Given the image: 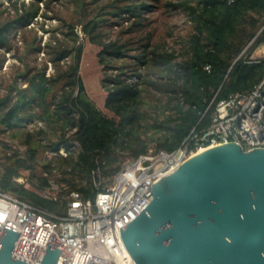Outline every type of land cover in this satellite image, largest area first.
I'll list each match as a JSON object with an SVG mask.
<instances>
[{
    "label": "trees",
    "instance_id": "1",
    "mask_svg": "<svg viewBox=\"0 0 264 264\" xmlns=\"http://www.w3.org/2000/svg\"><path fill=\"white\" fill-rule=\"evenodd\" d=\"M25 1L14 9L13 17L0 23V47H9L12 32L29 26L38 15L43 0ZM154 1L119 0L117 13L110 2L86 11L75 0L82 37L99 49L96 58L106 93L103 108L111 116L86 96L79 72L83 43L75 25L63 22L64 32L55 30L61 31L63 38L52 36L44 48L34 43L26 46V53L42 52L53 73L46 76L44 70L31 73L26 68L16 74L0 98V133L6 129L17 133L26 125L41 123L57 137L43 143L26 133L23 153L8 148L12 154L0 158L1 193L46 213L62 215L65 198L71 192L78 193L83 201H93L99 190L112 183L126 157L147 154L150 143L156 152L176 151L190 135L208 126L217 102L231 94L249 92L264 77V59H252L264 41V0H178L169 6L182 9L190 23L182 50L176 54L147 43L142 53L134 56L143 68L158 69L159 78L146 83L167 98L162 104L163 117L145 124L140 88L143 77L136 70L128 74L124 66H115L128 57L129 44L110 39L104 27L105 15L121 20L127 15L134 21L123 33L139 30L144 16L154 9ZM105 7L110 10L104 11ZM110 70L116 72L107 74ZM17 78L24 87L17 84ZM150 131L151 140L145 137ZM43 132L41 128L36 131L39 135ZM93 176L100 181L99 189L93 185ZM51 177H57L60 190L56 201L43 199L14 181L23 178L31 185L35 181V189L42 190L50 187Z\"/></svg>",
    "mask_w": 264,
    "mask_h": 264
},
{
    "label": "water",
    "instance_id": "2",
    "mask_svg": "<svg viewBox=\"0 0 264 264\" xmlns=\"http://www.w3.org/2000/svg\"><path fill=\"white\" fill-rule=\"evenodd\" d=\"M151 193L119 230L135 264H264V149H207L160 178ZM17 236L5 229L0 264H29L12 257ZM59 254L47 245L39 264H55Z\"/></svg>",
    "mask_w": 264,
    "mask_h": 264
},
{
    "label": "built area",
    "instance_id": "3",
    "mask_svg": "<svg viewBox=\"0 0 264 264\" xmlns=\"http://www.w3.org/2000/svg\"><path fill=\"white\" fill-rule=\"evenodd\" d=\"M261 46L264 49V41ZM257 58L264 59V53L252 57ZM204 69L210 71L209 66ZM226 143L239 145L245 152L264 149V77L249 92L217 102L208 126L190 135L176 151L149 150L136 158L126 157L112 183L99 190L93 201H83L71 192L62 215L46 213L0 192V240L5 229L18 233L12 257L29 264L40 263L47 245L60 250L55 264H135L119 230L151 202L152 185L199 151ZM60 153L65 156L63 150ZM14 181L43 199L58 200L60 190L52 182L49 188L36 190L35 181L33 185L22 178ZM93 185L100 188L95 176Z\"/></svg>",
    "mask_w": 264,
    "mask_h": 264
},
{
    "label": "rangeland",
    "instance_id": "4",
    "mask_svg": "<svg viewBox=\"0 0 264 264\" xmlns=\"http://www.w3.org/2000/svg\"><path fill=\"white\" fill-rule=\"evenodd\" d=\"M44 1V2H43ZM39 3V13L34 18L33 22L23 28L13 31L9 38V47H0V98L6 95L8 87L15 80L18 72L24 71L28 68L31 73L36 70H44L46 76L53 73V68L50 63H46L45 56L42 52L26 53V46L34 43L44 46L46 42L51 40L52 36L62 39L61 31L55 33V30L62 29V23L75 25V30L80 36L79 42L83 43L82 60L80 62V77L85 87L86 96L91 100L95 106L104 114L111 116L103 108L105 98V90L102 88L101 79L102 71L98 65L96 54L98 48L90 45L81 34V26L78 25L80 17L78 15L79 8L75 0H43ZM81 2L82 7L89 11L94 5H103L113 3L115 6L114 12H119L118 6L121 5L119 0H78ZM22 0H0V23L10 19L14 15V9L21 7ZM178 0H155L151 2L154 9L144 16L145 21H141L143 26L139 30H133L131 33L124 34L123 31L127 30L134 19L129 18L127 15H122L121 18L116 15H105L106 25L104 32L110 39H120L122 43L129 44L128 57L124 61H118L115 66H124L126 73H131V70H136L143 78H141L140 88L142 90L143 105L141 110L145 115V124H151L153 119L158 117L162 118V104L166 101V96L150 89L146 81L155 80L159 78L158 69H146L140 66L134 56L142 53L143 45L149 43L151 47L160 50L161 47L165 48L168 52L174 51L178 54L190 33V23L186 14L182 9L177 8L174 10L170 4H177ZM28 0L25 4H28ZM47 3L48 5H45ZM110 10L108 7L104 11ZM125 18V19H124ZM127 18V19H126ZM119 23V25H118ZM145 24V26H144ZM70 44V43H69ZM44 48V47H43ZM151 50V48H149ZM264 53L262 46L256 50L252 57H261ZM116 71H107L110 74ZM133 81V80H132ZM17 84L24 87L22 80L17 78ZM41 128L44 134H37L36 131ZM26 133H32L34 140L43 143L53 141L56 139V134L51 129L45 127L41 123H34L26 125L24 129L19 130L17 133L5 130L0 133V158L4 155L10 156L12 151L8 148L23 153L25 150L24 139ZM152 132L146 134V138L150 139ZM151 140V139H150ZM154 145L150 143L149 150H153ZM38 173L39 169H37ZM23 179V178H22ZM54 186H58L57 177L50 178Z\"/></svg>",
    "mask_w": 264,
    "mask_h": 264
},
{
    "label": "bare ground",
    "instance_id": "5",
    "mask_svg": "<svg viewBox=\"0 0 264 264\" xmlns=\"http://www.w3.org/2000/svg\"><path fill=\"white\" fill-rule=\"evenodd\" d=\"M204 151H206V150L199 151L198 154H200V153H202V152H204Z\"/></svg>",
    "mask_w": 264,
    "mask_h": 264
}]
</instances>
